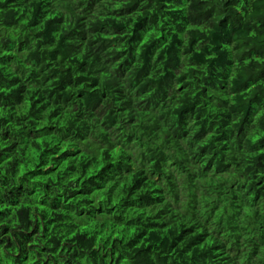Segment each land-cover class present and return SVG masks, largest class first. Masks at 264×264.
<instances>
[{"label": "trees", "instance_id": "1", "mask_svg": "<svg viewBox=\"0 0 264 264\" xmlns=\"http://www.w3.org/2000/svg\"><path fill=\"white\" fill-rule=\"evenodd\" d=\"M264 0H0V264H264Z\"/></svg>", "mask_w": 264, "mask_h": 264}, {"label": "bare ground", "instance_id": "2", "mask_svg": "<svg viewBox=\"0 0 264 264\" xmlns=\"http://www.w3.org/2000/svg\"><path fill=\"white\" fill-rule=\"evenodd\" d=\"M264 198V197H263Z\"/></svg>", "mask_w": 264, "mask_h": 264}]
</instances>
